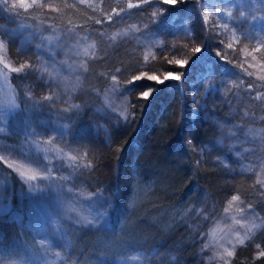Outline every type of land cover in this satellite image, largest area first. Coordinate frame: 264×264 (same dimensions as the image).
I'll return each instance as SVG.
<instances>
[{"label": "trees", "instance_id": "trees-1", "mask_svg": "<svg viewBox=\"0 0 264 264\" xmlns=\"http://www.w3.org/2000/svg\"><path fill=\"white\" fill-rule=\"evenodd\" d=\"M216 5V0H181L176 5L164 0H40L37 5L36 15L43 21L91 37L95 52L90 48L92 55L84 63V95L96 96L112 82L126 93L131 112L127 125L106 138L81 124L89 117L88 107H83L81 122L76 118L72 127L84 145L87 174L100 182L110 201L105 223L66 224L62 249L67 264H119L125 257L151 252L152 260L167 255L192 259L194 246L185 242L192 228L187 219L201 195L215 200L220 181L234 194L251 186L244 173L220 178L219 169L197 157L185 138L188 127L194 142L202 143L217 135L220 122L241 126L249 120L264 144V66L260 63L264 49L253 52L264 43V0L222 2L231 13V23L219 42L203 19L206 10ZM124 21L132 24L127 37L114 31ZM4 22L0 7V24ZM149 36L155 38L150 49L135 53L130 38L150 42ZM1 43V56L8 64L7 68L1 65L6 91L18 105L22 90L18 77L25 75L21 67L24 52L8 38H1ZM196 47L201 51L194 53ZM207 58L211 59L208 63ZM185 59L188 64L183 68L175 63ZM207 64L211 89L203 93L202 85H194V81ZM168 72L183 73V78L163 83L147 78ZM227 74L236 79V86L220 95L218 87ZM150 89L151 95L143 98L141 93ZM7 117V108L0 101V134L6 131ZM10 177L15 186L19 179L14 174ZM8 205V213L26 218V196L19 201L10 198ZM258 243L257 249L236 248L232 264H264V256L259 255L264 252V238ZM35 247L25 225L16 227L9 219L0 220V261L22 258Z\"/></svg>", "mask_w": 264, "mask_h": 264}, {"label": "rangeland", "instance_id": "rangeland-1", "mask_svg": "<svg viewBox=\"0 0 264 264\" xmlns=\"http://www.w3.org/2000/svg\"><path fill=\"white\" fill-rule=\"evenodd\" d=\"M216 1L217 5L207 9L206 15L210 34L219 42L226 35L224 28L231 19L229 11L221 5L228 0ZM39 3L40 0H0L5 20L0 24V50L1 38L12 40L24 52L21 60L25 72L18 77L22 90L21 104L16 105L6 91L1 65L7 68L8 64L0 52V94H3L0 101L8 112L3 125L6 131L0 134V157H3L0 159V220L3 223L9 219L16 227L25 225L36 243L35 249L29 248L24 257L0 264H67L62 249L66 224L105 223L110 199L100 182L88 176L84 145L73 134L72 127L76 118L80 117L81 122V111L88 107L89 117L81 124L106 138L114 129L125 127L131 115L126 93L112 82L96 96L84 95L82 73L85 61L92 55L90 51L95 52L92 39L68 26L40 19L35 12ZM131 25V22H118L114 31L127 37ZM153 41L154 37H150V42L147 38L140 41L130 38L131 48L137 54L148 51ZM210 61L206 59L207 63ZM165 74L158 75L163 79ZM230 75L220 83L218 94L225 95L236 86V79ZM209 78L207 64L194 85H202L203 93H209ZM50 95L51 100L44 99ZM248 121L241 126L231 121L220 122L217 135L202 143L194 142L191 128L185 132L190 148L205 163L218 168L220 178L244 173L251 185L244 193L234 194L220 181L215 200L201 195L198 206L187 219L192 228L189 226L190 236L185 242L194 246L192 259L167 255L152 260V252L136 253L119 264H232L236 248L257 249L258 242L264 238V184L261 183L264 182V144ZM10 174L19 179L15 186ZM33 175L36 180L29 179ZM24 196L26 218L8 213L9 199L14 197L19 201ZM233 196L239 199L233 200ZM249 204L252 208H248ZM240 209H244L243 213ZM240 219L246 223L237 225L235 220ZM229 251L233 253L231 257L227 255Z\"/></svg>", "mask_w": 264, "mask_h": 264}, {"label": "snow or ice", "instance_id": "snow-or-ice-1", "mask_svg": "<svg viewBox=\"0 0 264 264\" xmlns=\"http://www.w3.org/2000/svg\"><path fill=\"white\" fill-rule=\"evenodd\" d=\"M22 2H23V0H22ZM180 2H181V0H164V3L165 4H169V5H176V4L180 3ZM49 7H51V5H49ZM54 10L55 11H59V9H54ZM227 14L229 16L231 15V13H227ZM241 15H243V13H241ZM109 19H111V17H109ZM203 19H204L205 22H207L208 19H209V17L207 15H204L203 16ZM225 27H226V25H225ZM229 47H231V45H229ZM261 49H264V43H261L256 48H254L253 49V52H259ZM192 51L194 53L195 52H199V51H201V47L193 48ZM217 54L221 56V53L217 52ZM221 58L222 59H225V60L227 59V57H223V56H221ZM175 63L178 64V65H180L183 68V67H185L188 64V60L187 59H185V60H177V61H175ZM260 63H261L262 66H264V60H261ZM253 66L255 67V65H253ZM21 67H23V65ZM84 70L86 71L87 69L85 68ZM14 71L19 72L20 69H14ZM248 75H251V73H248ZM142 78L143 77H135L134 80H138V79H142ZM147 78L150 79V80L156 81L158 83H163L166 80H176V81H180L183 78V73H172V72H168V73L165 74V76H164L163 79H160L156 75H152V76H149ZM262 78H264V77H262ZM112 79L115 80L116 77L113 76ZM152 91H153L152 89H150L148 91H144V92L141 93V96L143 98L147 99L151 95V92ZM44 99L45 100H51L52 99V96L51 95L50 96H46ZM257 99H259V97H257ZM0 159H3V157H0ZM29 179L36 180L37 177L35 175H33V176L29 177ZM261 183L264 184V182H261ZM232 199L233 200H238L239 199V196H233ZM248 208H252V205L249 204L248 205ZM240 211H241V213H243L244 209H240ZM103 215H105V213H103ZM88 222L89 223H93V221H88ZM235 223L237 225H244L246 223V221L240 219V220H235ZM237 235H239V233H237ZM240 243H243V241L241 240ZM227 255L229 257H231L233 255V253L231 251H229V252H227ZM259 255L260 256H264V252H260Z\"/></svg>", "mask_w": 264, "mask_h": 264}, {"label": "bare ground", "instance_id": "bare-ground-1", "mask_svg": "<svg viewBox=\"0 0 264 264\" xmlns=\"http://www.w3.org/2000/svg\"><path fill=\"white\" fill-rule=\"evenodd\" d=\"M90 174H91V173H90ZM90 174H89V175H90ZM89 175H88V176H89ZM96 177H97V176H96ZM87 179H88V178H87ZM89 179H90V178H89Z\"/></svg>", "mask_w": 264, "mask_h": 264}]
</instances>
